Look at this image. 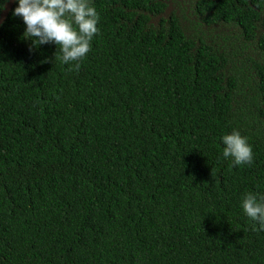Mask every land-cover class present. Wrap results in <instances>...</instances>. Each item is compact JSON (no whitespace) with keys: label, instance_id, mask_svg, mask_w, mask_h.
<instances>
[{"label":"trees","instance_id":"obj_1","mask_svg":"<svg viewBox=\"0 0 264 264\" xmlns=\"http://www.w3.org/2000/svg\"><path fill=\"white\" fill-rule=\"evenodd\" d=\"M148 1L91 0L100 31L74 71L23 38L14 0L0 264H264L241 206L264 196V0H192L169 24ZM233 129L251 165L223 157Z\"/></svg>","mask_w":264,"mask_h":264},{"label":"clouds","instance_id":"obj_2","mask_svg":"<svg viewBox=\"0 0 264 264\" xmlns=\"http://www.w3.org/2000/svg\"><path fill=\"white\" fill-rule=\"evenodd\" d=\"M5 6L0 3V10ZM12 14L22 17L26 25L23 38L30 39L34 47L54 43L62 63L75 62L70 68L74 71H79V62L89 53L93 37L100 31L99 13L91 0H18ZM222 142L223 157L230 158L233 166L253 163L252 145L238 129L223 135ZM241 206L254 222L253 230L264 231V196L248 192Z\"/></svg>","mask_w":264,"mask_h":264},{"label":"flooded vegetation","instance_id":"obj_3","mask_svg":"<svg viewBox=\"0 0 264 264\" xmlns=\"http://www.w3.org/2000/svg\"><path fill=\"white\" fill-rule=\"evenodd\" d=\"M8 1L4 0V4L6 5ZM148 2L155 10L156 8L159 10L166 24H169L174 14L175 16H179L183 7H185L187 14L192 13L190 9L192 0H149ZM3 10L0 11V17Z\"/></svg>","mask_w":264,"mask_h":264},{"label":"water","instance_id":"obj_4","mask_svg":"<svg viewBox=\"0 0 264 264\" xmlns=\"http://www.w3.org/2000/svg\"><path fill=\"white\" fill-rule=\"evenodd\" d=\"M14 3V0H9L6 4V7L5 9L3 10L2 14H1V17H0V25L2 24V22L4 21V19L6 18L7 16V13L8 11L10 10V8L12 7Z\"/></svg>","mask_w":264,"mask_h":264}]
</instances>
